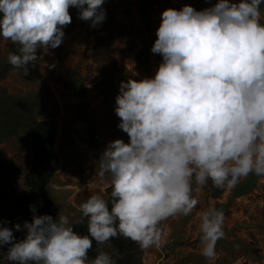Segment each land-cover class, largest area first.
<instances>
[{
	"label": "clouds",
	"instance_id": "clouds-1",
	"mask_svg": "<svg viewBox=\"0 0 264 264\" xmlns=\"http://www.w3.org/2000/svg\"><path fill=\"white\" fill-rule=\"evenodd\" d=\"M105 0H0V38L10 41L8 62L14 68L35 65L63 43L79 19L100 26ZM264 0H219L196 10L185 5L166 9L151 49L162 56L154 77L122 81L116 97L118 128L129 142L108 143L96 175L110 177L111 209L93 194L79 208L87 235L74 231L69 217L35 215L15 230L0 222V247L15 264H116L100 250L89 259L93 241L103 245L122 236L142 250L159 247L168 218L188 216L197 206L193 184L209 182L230 189L250 174L264 176ZM55 68V64L49 66ZM138 75V74H135ZM225 213L209 207L201 214V255L216 256L225 235Z\"/></svg>",
	"mask_w": 264,
	"mask_h": 264
},
{
	"label": "rangeland",
	"instance_id": "rangeland-1",
	"mask_svg": "<svg viewBox=\"0 0 264 264\" xmlns=\"http://www.w3.org/2000/svg\"><path fill=\"white\" fill-rule=\"evenodd\" d=\"M218 2L105 0L106 19L96 28L70 7L72 23L64 28L63 43L47 54L38 49L39 59L28 71L9 65V52L16 46L0 38V101H16L30 121L54 125L59 161L48 185L51 203L43 210L24 178L31 167L29 124L0 136V222L13 228L17 240L26 236V230H15V225L32 221L30 206H35V215L54 219L61 212L72 224L81 212L79 206L91 195L108 199L110 177L96 175L99 158L109 142L130 139L118 128L115 113L120 83L154 77L162 56L151 49L164 10L191 5L199 11ZM260 12L264 23V4ZM52 64L55 68L49 67ZM193 189L197 206L188 216L178 214L161 223L163 243L142 250V264H264V176L250 174L230 189H217L211 182L203 187L193 184ZM209 207L225 213V235L212 259L201 255L199 227L201 214ZM9 246L0 247V264H15L4 259Z\"/></svg>",
	"mask_w": 264,
	"mask_h": 264
},
{
	"label": "trees",
	"instance_id": "trees-1",
	"mask_svg": "<svg viewBox=\"0 0 264 264\" xmlns=\"http://www.w3.org/2000/svg\"><path fill=\"white\" fill-rule=\"evenodd\" d=\"M30 119L28 114L23 113L20 103L6 99L0 101V136L14 132L20 124H29L31 167L24 178L26 185L33 191L37 204L45 210V207L51 203L48 197L50 179L59 169L58 156L54 148L56 128L45 121L32 122ZM111 191L112 186H109L106 200L109 202V209H111ZM81 218L80 212L78 219L71 226L79 234L87 235V218H83L82 223L79 222ZM100 250L109 253L116 264H142V249L135 242L122 236L112 238L103 245L93 241V247L88 253L89 259H94ZM110 251H115V254H111Z\"/></svg>",
	"mask_w": 264,
	"mask_h": 264
}]
</instances>
